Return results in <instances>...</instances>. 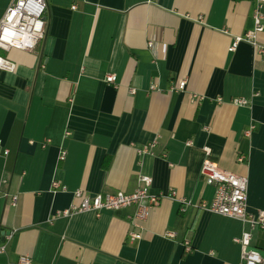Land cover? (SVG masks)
I'll list each match as a JSON object with an SVG mask.
<instances>
[{
	"label": "crops",
	"instance_id": "0c3cea01",
	"mask_svg": "<svg viewBox=\"0 0 264 264\" xmlns=\"http://www.w3.org/2000/svg\"><path fill=\"white\" fill-rule=\"evenodd\" d=\"M9 2L0 0V18ZM46 5L34 50L0 48L15 63L0 69V264L20 255L30 264H242L233 238L245 222L192 205L181 211L169 197L145 220L130 218L134 206L55 214L78 202L76 189L130 192L141 174L152 193L209 202L204 145L220 168L246 176L247 211L264 209V56L246 41L228 49L253 28L254 0ZM256 38L264 45V30ZM108 72L116 86L104 81ZM182 79L183 90H170ZM54 180L65 189L53 190ZM130 231L141 237L129 240ZM250 247L264 264V227L251 230Z\"/></svg>",
	"mask_w": 264,
	"mask_h": 264
},
{
	"label": "built area",
	"instance_id": "2783aa9c",
	"mask_svg": "<svg viewBox=\"0 0 264 264\" xmlns=\"http://www.w3.org/2000/svg\"><path fill=\"white\" fill-rule=\"evenodd\" d=\"M253 9L254 26L252 29L245 31L241 35H236L228 49L234 50L240 41L251 43L257 54L264 56V45L257 41V33L264 30V0H254ZM46 0H10L2 17L0 18V48L8 50L17 48L22 50H34L38 42L43 38L45 33V11ZM74 7V5H72ZM151 46L152 43L148 42ZM0 69L13 71L15 63L0 54ZM105 82L116 86V75L112 72L105 73L103 76ZM185 79L180 80L176 85H172L170 90H183L185 87ZM154 88V85L151 86ZM130 93L134 92V88H130ZM203 97L198 94H192V100H201ZM220 101V98H217ZM232 102L237 105L248 103L245 97H234ZM253 126L245 130V134L249 135ZM187 144H191L188 140ZM154 142L145 146L141 151L149 150ZM7 151V150H5ZM203 159L200 165V175L206 184L213 186L214 192L209 202L200 201L197 203L191 200L177 196L173 190L168 192H150L151 177L141 174L138 177V185L130 192L122 190L112 192H98L88 194L82 189L74 190V197L78 202L71 203L68 207L56 212V216H68L78 212L92 211L99 216L103 210H117L127 206H134V211L130 218L132 220H145L148 216L149 209L156 205L161 197H169L178 201L179 208L184 211L189 205L197 208L207 209L210 212L229 216L241 220L248 225L247 230H243L239 237H234L241 245V262L242 264H258L262 262V256L255 249L250 247L251 230L256 227H264V209L256 212H248L246 209L247 200V178L244 175H238L233 172L220 168L211 159V148L207 145L202 146ZM65 152L61 151L59 158L63 159ZM242 160V156L239 157ZM53 190H64L65 186L58 181H52ZM10 203L16 204L17 195L12 194ZM175 231L167 230L164 235L169 238L175 237ZM129 240L139 239L140 232L130 231ZM184 248L186 251L191 249L189 240H184ZM5 251V244L0 243V253ZM18 264H30L31 258L27 255H20Z\"/></svg>",
	"mask_w": 264,
	"mask_h": 264
}]
</instances>
